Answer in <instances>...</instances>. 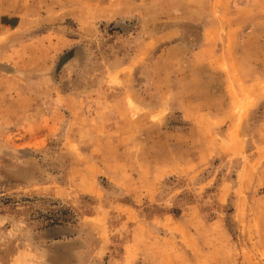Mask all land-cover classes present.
<instances>
[{
  "label": "rangeland",
  "instance_id": "1",
  "mask_svg": "<svg viewBox=\"0 0 264 264\" xmlns=\"http://www.w3.org/2000/svg\"><path fill=\"white\" fill-rule=\"evenodd\" d=\"M0 3V264H264V0Z\"/></svg>",
  "mask_w": 264,
  "mask_h": 264
},
{
  "label": "crops",
  "instance_id": "2",
  "mask_svg": "<svg viewBox=\"0 0 264 264\" xmlns=\"http://www.w3.org/2000/svg\"><path fill=\"white\" fill-rule=\"evenodd\" d=\"M23 8L18 12L11 11L7 6L0 3V37L15 30L30 28V16Z\"/></svg>",
  "mask_w": 264,
  "mask_h": 264
}]
</instances>
